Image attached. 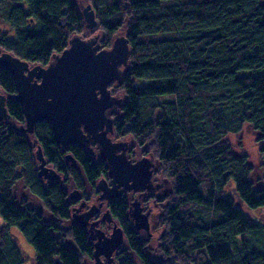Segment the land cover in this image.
Instances as JSON below:
<instances>
[{"label":"trees","instance_id":"trees-1","mask_svg":"<svg viewBox=\"0 0 264 264\" xmlns=\"http://www.w3.org/2000/svg\"><path fill=\"white\" fill-rule=\"evenodd\" d=\"M89 2L98 20L92 31L77 0H0V24L10 28H0V50L47 65L77 32L91 36L100 30L102 48H110L125 31L128 65L110 86L124 96L115 133L149 145L159 160L155 174L172 184L158 199L168 201L162 257L151 255L149 239L135 229L127 194L108 202L128 248L141 264H264V213L257 212L264 210V175L254 177L249 156L227 138L251 124L264 161L263 0ZM0 90L11 116L0 119V264H26L14 230L32 246L33 264H87L93 243L73 221L65 182L73 179L83 189L84 178L96 187L108 178L106 163L77 144L59 145L48 121L38 122L33 134L21 132L23 107L15 98V78L4 68ZM38 145L63 181L39 176ZM68 152L77 164L66 158ZM20 183L50 219L18 198ZM122 248L115 252L119 264H135Z\"/></svg>","mask_w":264,"mask_h":264},{"label":"water","instance_id":"water-1","mask_svg":"<svg viewBox=\"0 0 264 264\" xmlns=\"http://www.w3.org/2000/svg\"><path fill=\"white\" fill-rule=\"evenodd\" d=\"M85 1L82 15L86 28L92 31L98 20L92 4ZM129 55L125 34L116 36L110 48H102L99 33L90 37L72 36L68 47L54 54L47 65L30 63L8 51L0 52V68L7 69L15 78V98L21 102L25 115V123L18 129L33 134L38 122L48 121L59 145L67 148L77 144L93 155V145H97L100 159L106 163L110 182L106 178L98 180L100 203L79 216L73 215L82 228L89 227V237L94 241L93 264H118L114 253L125 242L124 229L110 209L103 213V218L112 224L109 235L98 227V220L91 221L104 202L121 197L123 191L143 195L163 188L162 182L153 180L156 164L150 157L133 160L128 156L129 143L112 138L114 115L122 107L124 97L114 95L110 86L121 80ZM6 102L7 95L0 90V119L4 120L11 119ZM35 155L41 178L51 182L61 179L58 170L48 165L41 145ZM66 158L77 164L72 153H66ZM80 194V189H76L69 197L75 200ZM129 211L135 229L151 236L152 210L144 211L141 197L131 202Z\"/></svg>","mask_w":264,"mask_h":264},{"label":"rangeland","instance_id":"rangeland-1","mask_svg":"<svg viewBox=\"0 0 264 264\" xmlns=\"http://www.w3.org/2000/svg\"><path fill=\"white\" fill-rule=\"evenodd\" d=\"M77 2L79 3V6L81 9L84 8V6L87 4V1L85 0H77ZM264 2V0H263ZM0 28L4 29V30H9V26L7 25H1L0 24ZM98 30V28H97ZM96 32L100 31L98 30ZM75 34L81 35L83 37H89L90 33L88 31H82V32H77ZM125 31L121 30L116 36L119 35H124ZM101 38V35H100ZM0 52H2V50H0ZM3 92V90H1ZM117 95L123 96V92L120 91L119 93H117ZM124 97V96H123ZM161 98L166 99V98H170V95H164ZM257 137H258V133L253 129L251 124H246L243 128V130L240 133L237 134H230L227 138L230 141L231 144H233L234 148L238 151H243L244 153H246L249 156V161L250 163H252L255 167V171H254V177L258 178L262 175H264V161L260 158V152H259V144L257 142ZM112 138L114 140H124L127 141L129 143V146L132 149V153H131V157H133L134 159L138 160L139 158H142L144 156L150 157L156 164L155 170L157 168V164H159V160L157 158V155L154 154V152H150V146L146 144V146H142L141 144H139L132 135H126V136H117L116 133H114V135H112ZM93 148L95 150V156L96 158H99V150L97 148L96 145H93ZM49 166L55 168L54 166L48 164ZM56 169V168H55ZM57 170V169H56ZM108 181L109 178L105 177ZM61 180H64V176L61 175ZM153 180L156 181H160L163 183V188L159 189V191L155 192V194H153L152 196H150L149 198H147L145 200V196H144V200H143V205L146 207L145 211L147 209H151L152 213H151V233L152 235L149 236L147 233H144V231L142 232V236L144 238H148L149 239V249L151 252V255L154 257H162V254H159L160 251V242H161V237L165 232V225H163L162 223V216H163V212H164V207L167 205L168 201L163 200V201H158V199L160 197L165 196L166 194H168L169 192H171L172 190V184L171 182H169V180L167 178L162 177L160 174H155L154 171V177ZM83 182H84V188L81 189L83 192V196L79 199H77V203L76 206H80L79 204L84 201H86L88 203V207L87 210L93 205V204H99L100 200L99 195L101 193V191L98 188V185L96 184V187H93L87 180H85L83 178ZM109 182V181H108ZM98 183V181H97ZM234 181L230 182V185H233ZM65 186L68 189V192L71 193L73 191H75L76 189H80L76 183L73 181V179H70L68 182H65ZM232 193L234 192L233 189L230 190ZM16 193L19 199L21 198H26L28 199L29 203L31 206H33L37 211L41 212L43 215H45L46 218L50 219L51 216L49 214V212H47V210L43 207L42 203L35 198L34 196H32L24 187L23 185L20 183L17 186L16 189ZM135 194L136 198H139L137 193H128V197H130V200H133V195ZM236 196H237V192H236ZM74 201V199H71ZM74 203V202H73ZM107 201L104 202V205L101 207V214H103V212L106 211L107 209ZM258 213L260 212V214L264 213V210L260 209L257 211ZM74 220V219H73ZM133 220V219H132ZM105 223H102L101 225H99L100 227H102L104 230L107 231V233H111L112 229L110 227H108V225H112L111 223L109 224L106 220H104ZM73 221H68V222H64V226L66 228L70 227L71 223ZM4 224V220L2 219V217L0 216V226H2ZM14 233L16 234V241L17 243L20 245V247L22 248V250L24 251V253L27 255V259H26V264H33V255H34V251L32 246L26 241V239L22 236V234L19 233L18 230H14ZM121 247H123L122 249H125L129 254H131L134 258V262L135 264H141L139 258L137 256H135L133 254V252L128 248L127 245V240L125 238V242L121 245ZM116 262L119 264V259L117 258V256L114 257ZM86 263L87 264H93L94 263V259L93 258H86Z\"/></svg>","mask_w":264,"mask_h":264},{"label":"flooded vegetation","instance_id":"flooded-vegetation-1","mask_svg":"<svg viewBox=\"0 0 264 264\" xmlns=\"http://www.w3.org/2000/svg\"><path fill=\"white\" fill-rule=\"evenodd\" d=\"M116 115H114V117H115ZM116 118V117H115ZM115 133V132H114ZM114 135V134H113ZM97 146V145H96ZM97 148H98V146H97ZM131 153H132V149H131V147L129 146V150H128V156H129V158H131V159H133V160H136V159H134L133 157H131ZM145 157V156H144ZM154 177V176H153ZM109 178V177H108ZM108 181L110 182V178L108 179ZM155 184H156V182L155 181H153ZM80 191H81V194H80V196H79V198H81L82 196H83V192H82V190L80 189ZM157 191H159V190H156V191H150V192H147V193H145V194H143L142 195V193L141 192H133V191H123V194L124 193H126L127 194V196H128V193H130V192H132V193H137V195H138V197H141V202L143 203V200H144V196H145V200L147 199V198H149L150 196H152L153 194H155V192H157ZM70 194V193H69ZM122 196V195H121ZM79 198H77V199H79ZM129 199H130V197H128ZM77 199H75L74 200V204H73V208H72V218L74 219V217H73V215L74 214H76V215H80L81 213H83V212H85V211H87V207H88V203L86 202V201H84V202H82L81 201V203L79 204L80 206H76V201H77ZM134 199H136V196H135V194L133 195V200ZM133 200H130V205H131V202L133 201ZM108 202L109 201H107V205H108ZM143 205V204H142ZM143 207H144V211H145V206L143 205ZM107 209H109L108 207H107ZM106 209V210H107ZM148 210V209H147ZM146 210V211H147ZM101 212V211H100ZM99 212V214L97 215V216H95V217H93L92 219H91V221H93V220H98L99 221V224H98V227H100L99 225H101L102 223H105V219L103 218V214H101ZM104 213V212H103ZM74 222H76L75 220H73ZM134 222V221H133ZM77 223V222H76ZM110 224V223H109ZM108 227H110L111 229H112V225H108ZM102 228V227H101ZM83 229H85L88 233H89V227H86V228H83ZM103 229V228H102ZM104 230V229H103ZM105 232H106V234H110V233H107V231L106 230H104ZM139 231H143V230H139ZM145 233V232H144ZM126 238V237H125ZM91 240V239H90ZM91 242L94 244V241L93 240H91ZM93 248H94V246H93ZM114 256H115V253H114Z\"/></svg>","mask_w":264,"mask_h":264}]
</instances>
